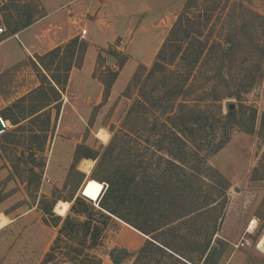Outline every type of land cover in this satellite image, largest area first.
Here are the masks:
<instances>
[{
  "label": "rangeland",
  "instance_id": "1",
  "mask_svg": "<svg viewBox=\"0 0 264 264\" xmlns=\"http://www.w3.org/2000/svg\"><path fill=\"white\" fill-rule=\"evenodd\" d=\"M27 19H31L30 25L15 30L14 23ZM178 21L195 36L189 53L202 50L204 56L187 82L190 89L174 100L175 110L182 102L207 110L202 119L194 115L206 127L204 132L193 131L198 144L189 146V164L200 166L203 174L193 178L199 189L185 203L188 208L193 203L202 208L192 218L180 221L179 228L192 229L201 237L207 233L216 249L209 262L202 258L190 263L182 258L177 264H264L260 247L264 236V133L259 131L264 112V0H0V27L5 28L0 32V115L36 82L41 89L31 94L32 98L53 99L55 94L47 80L54 75L63 81L66 74L68 80L74 67L69 89L73 96L70 103L61 101L49 109L53 123L46 137L39 131L40 121L13 125L4 119L7 128L0 133V222H6L0 226V264H41L57 227L44 223L39 201L58 199L53 212L65 216L70 202L63 198H68L82 179L76 192L80 195L96 162L91 158L79 160L76 170L83 174L80 179L81 175L71 169L77 145L101 151L125 131L144 140L154 115L165 118L149 103L143 104L141 93L151 99L152 90L169 81V76L145 78L159 51L167 48ZM61 41L65 45L60 47L62 62L46 55ZM214 41L221 45L212 47L211 54ZM182 46L186 47V41ZM230 47L229 69L225 70L240 98L205 99L211 86L206 76L216 68L215 58L210 56L217 57L222 48ZM187 62L177 57L164 65L184 76ZM82 65L84 69L78 71ZM105 82L110 83L107 95ZM241 104L248 108L247 114L257 111L254 131L233 127L224 146L210 152L209 144L222 134L214 115L224 116ZM100 131L108 135L106 141L98 137ZM126 141L127 148L134 146V141H139L141 148L146 146L141 139ZM253 219L255 226L249 230ZM116 222L125 223L111 216L103 244L96 249L100 256L111 249L107 246L113 240ZM138 249L128 250L133 257L124 264L133 263ZM175 261L155 254L149 263ZM49 264L69 263L58 259ZM138 264H145V260Z\"/></svg>",
  "mask_w": 264,
  "mask_h": 264
},
{
  "label": "trees",
  "instance_id": "2",
  "mask_svg": "<svg viewBox=\"0 0 264 264\" xmlns=\"http://www.w3.org/2000/svg\"><path fill=\"white\" fill-rule=\"evenodd\" d=\"M31 23V19L16 22L14 28L17 30ZM174 32L181 35L177 37ZM192 39L195 40V36H192V32L183 23L181 24V21L175 23L173 34L166 44L167 48L159 51L156 61L145 78L151 80L157 75L164 78L169 76V81L164 80L166 82L164 87L152 90L151 99L147 94L141 93L143 104L149 103L151 109L154 110L155 107L161 116L165 117L160 120L159 115H154L151 127L148 129L149 136L147 138L144 136L143 140L142 136L135 137L136 135L125 131L122 132L123 137H113L101 151L77 145L71 169L81 175L80 179L83 174L76 170L79 160L91 158L96 161L91 174L80 188V195L76 192L82 179L75 184L70 196L63 198L70 202L65 216L53 212V206L58 199L43 198L39 201V207L45 215L44 223L57 227L56 237L49 250L45 252L41 264H49L58 259L69 264H101L102 258L96 249L103 244L104 230L111 216L117 217L147 237L134 255L132 264H138L142 260H145V264H150L149 260L155 254L176 258L177 261L172 264H177L182 258H187L190 263L195 259L204 258L205 262L213 259L216 248L211 244V238L207 233L201 237L198 232L192 233V229L182 231L179 228L180 221L192 218L198 213L195 212L202 208L194 203L188 208L185 203L189 198L196 196L199 189L192 183L193 178L203 174L200 166L189 164L191 155L189 146L198 144L194 140L193 131L204 132L206 127L201 120L195 119L194 115L202 119L201 116L206 114L207 110L188 106L183 102L179 103L175 110L173 103L177 97L190 89L187 82L194 67L204 56L202 50H198L193 55L189 53ZM225 40L231 43L229 37ZM185 41L184 48L182 43ZM213 43L211 54H213L212 47L221 45L217 41ZM206 44L207 42L202 43L203 46ZM261 51L264 57V50ZM230 52L231 47L222 48V54L217 57L209 55L215 58L216 68L211 69L210 71L213 72L206 76V81L210 82L211 86L205 92V99L220 101L225 97L240 98L238 90L232 86V79H228L225 70L229 69L226 62L230 58ZM59 53L60 47H57L46 55L58 58ZM189 56L192 57L191 61ZM177 57L188 60V66L183 72L184 76L169 71L164 65L172 64ZM62 60L63 58L61 62ZM43 68L50 71L46 65H43ZM68 70L67 68L66 73ZM66 75L63 81L54 75H51V79L61 89V85L67 80ZM47 81L55 94L53 99L47 96L33 99L31 94L40 90L41 86H39L6 106L0 116L8 119L12 124H18L27 118H29L28 123L35 124L40 121L39 131L46 137L51 126V112L45 108L60 99L59 90L51 84V80ZM109 88L110 83L105 82V95L108 94ZM58 103L53 107L56 108ZM211 104L215 105L213 102ZM14 108L15 110H12ZM247 111L248 108L241 104L237 109L228 110L224 116H220V113L214 115L222 134L219 140L209 144L210 152H216L224 146L233 127H239L246 132L254 131L257 111L252 110L248 114ZM211 116L213 115L205 116L204 119ZM259 131L264 133V112L259 122ZM135 138L141 139L146 146L141 148L140 142L134 141L135 145L127 148L126 139L130 141ZM29 171L34 172L33 168ZM107 254L113 264H124L133 257L127 249L117 246L112 247Z\"/></svg>",
  "mask_w": 264,
  "mask_h": 264
},
{
  "label": "crops",
  "instance_id": "3",
  "mask_svg": "<svg viewBox=\"0 0 264 264\" xmlns=\"http://www.w3.org/2000/svg\"><path fill=\"white\" fill-rule=\"evenodd\" d=\"M63 4H66V3H63ZM55 32L58 33V30H56ZM63 43H64L63 41L58 42L53 47H55V48L62 47L64 45ZM64 47H65V45H64ZM55 48H53V49H55ZM62 53L63 52L60 51L59 56L57 58L58 60L61 59V57H62L61 54ZM87 55H88V52L86 53V56ZM73 68L70 70L67 83L65 85L64 84L61 85L62 87H63V85L65 86V89H64L63 92L61 91V89L59 88V86L50 78L51 79V84L54 85L60 91L61 96H60V99L58 101H54L51 105H49L45 109H53V105L55 103L61 102V101L63 102V104H66V102L67 103L68 102L70 103L69 98H71V96H73V93L69 91L71 85L73 84L72 83L73 82L72 75L74 73ZM76 69L78 71H80V69L83 70L84 69V66L82 65L81 68H76ZM39 85H41V84L39 82H36L31 88L26 89L25 91H23L22 93H20L15 98L16 99H19V97L21 98L23 96H26L27 94H29V92H31L32 90H35L36 88H38ZM9 105H11V104H9ZM9 105H7V106H9ZM2 119L4 120L3 117H2ZM28 119L29 118L24 119V120L20 121L18 124H13V125H19L20 123H23L24 121L27 122ZM5 120L9 121L8 119H5ZM52 123H53V117H52V112H51V126H52ZM6 128H7V124H6ZM4 132H5V130H4ZM67 212H68V210H67ZM5 222L6 221L0 222V226L4 225ZM116 223H117V225H116V228L117 229H116V231H112V233H113V240L109 243V246H107V248L110 249V248H112L114 246H117V247H120V248H125V249L130 250V251L131 250H136V249L140 248L141 245L143 244V242L145 241L144 234L140 233L139 231H137L136 229H134L133 227H131L127 223H122V222H116ZM111 238H112V235H111ZM107 242H109V241L107 240L106 243ZM101 258H102L101 264H113L112 261L109 259V256H108L107 252L104 253L103 255H101Z\"/></svg>",
  "mask_w": 264,
  "mask_h": 264
},
{
  "label": "bare ground",
  "instance_id": "4",
  "mask_svg": "<svg viewBox=\"0 0 264 264\" xmlns=\"http://www.w3.org/2000/svg\"><path fill=\"white\" fill-rule=\"evenodd\" d=\"M98 137H100L103 141H106L107 138H108V135L106 133H104V131H100L98 132ZM255 226V220L253 219L251 222H250V225H249V230H251L252 228H254ZM264 236L262 237V240H263ZM261 240V242H262ZM260 247L264 250V248L261 246V243H260Z\"/></svg>",
  "mask_w": 264,
  "mask_h": 264
},
{
  "label": "water",
  "instance_id": "5",
  "mask_svg": "<svg viewBox=\"0 0 264 264\" xmlns=\"http://www.w3.org/2000/svg\"><path fill=\"white\" fill-rule=\"evenodd\" d=\"M5 128H6V126L3 124V119L0 116V133L4 132ZM261 246L264 248V238H263V240L261 242Z\"/></svg>",
  "mask_w": 264,
  "mask_h": 264
},
{
  "label": "built area",
  "instance_id": "6",
  "mask_svg": "<svg viewBox=\"0 0 264 264\" xmlns=\"http://www.w3.org/2000/svg\"><path fill=\"white\" fill-rule=\"evenodd\" d=\"M3 31H5V28H3V27H0V32H3ZM86 28H84V29H82V33L83 34H85L86 33ZM3 124L6 126V122L3 120Z\"/></svg>",
  "mask_w": 264,
  "mask_h": 264
}]
</instances>
